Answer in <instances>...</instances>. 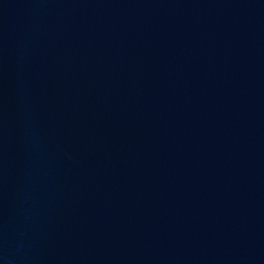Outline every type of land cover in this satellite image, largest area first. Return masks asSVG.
<instances>
[{
    "label": "water",
    "instance_id": "1",
    "mask_svg": "<svg viewBox=\"0 0 264 264\" xmlns=\"http://www.w3.org/2000/svg\"><path fill=\"white\" fill-rule=\"evenodd\" d=\"M0 264H264V0H0Z\"/></svg>",
    "mask_w": 264,
    "mask_h": 264
}]
</instances>
